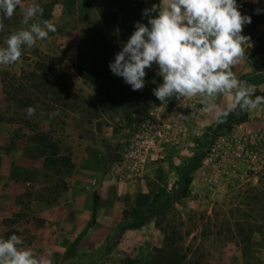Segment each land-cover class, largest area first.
Wrapping results in <instances>:
<instances>
[{
    "label": "rangeland",
    "instance_id": "1",
    "mask_svg": "<svg viewBox=\"0 0 264 264\" xmlns=\"http://www.w3.org/2000/svg\"><path fill=\"white\" fill-rule=\"evenodd\" d=\"M26 1L21 0L14 16L3 21L0 46L21 29L23 9L31 5ZM47 1L35 0L43 19L49 16ZM71 1L63 5L62 15L60 7L53 14L58 16L56 31L60 33L59 24H64L69 36L81 34L78 48L90 53L88 64L103 71L108 89L94 93L89 81L77 77L72 38V54L60 55L57 44L38 41L32 48L24 47L17 62L0 66V237L17 235L24 247L50 264H264V103L249 112L244 123L217 128L234 99L217 95L209 119L198 121L196 112L189 113L186 132L167 160L138 182L99 191L87 187L71 196L68 172L46 166L39 157L44 149L37 148L35 136L48 135L61 155L71 156L78 121L89 135L93 125L99 128L106 121L95 123L99 113L119 116L113 121L126 126L131 114L157 99L153 89L163 82L154 65L146 69L145 87L133 91L108 67L135 31L134 24H147L143 10L160 0ZM237 2L252 22L242 30L248 44L232 71L248 82L254 95L264 96V34L259 26L264 12L255 13L264 9V0ZM248 75H258V83H249ZM185 100L203 106L200 97ZM28 107L35 109L31 117L25 111ZM80 109L84 112L79 117ZM45 117L53 119L49 131L42 125ZM62 136L74 137L73 146L66 148ZM15 155L21 171L14 177ZM28 163L33 164L34 176L27 171ZM94 174L85 172L86 185H92ZM184 175L191 180L184 198L163 214L149 213L142 228H128L125 211L149 209L153 196L171 194ZM95 194L99 198L95 224L70 251L92 219Z\"/></svg>",
    "mask_w": 264,
    "mask_h": 264
},
{
    "label": "clouds",
    "instance_id": "2",
    "mask_svg": "<svg viewBox=\"0 0 264 264\" xmlns=\"http://www.w3.org/2000/svg\"><path fill=\"white\" fill-rule=\"evenodd\" d=\"M20 5L21 0H0V31L3 21L11 19ZM239 9L237 0H160L159 5L143 10L147 24H134L135 31L108 67L137 91L145 87L146 69L157 66L163 82L153 89V95L163 104L171 98L200 97L205 110H210L217 95H230L234 97L231 109L251 112L264 103V96L254 95L248 82L237 79L232 71L248 44L249 38L241 34L243 27L252 22ZM23 12L25 27L0 46V66L17 62L24 47L32 48L56 31L50 21L32 22L33 17L43 14L35 0ZM262 12L264 9H256L257 14ZM25 111L29 117L35 113L32 107ZM0 264L50 262L37 258L13 234L0 237Z\"/></svg>",
    "mask_w": 264,
    "mask_h": 264
},
{
    "label": "crops",
    "instance_id": "3",
    "mask_svg": "<svg viewBox=\"0 0 264 264\" xmlns=\"http://www.w3.org/2000/svg\"><path fill=\"white\" fill-rule=\"evenodd\" d=\"M75 0H72L71 2H73ZM77 3L79 4V0H76ZM29 4L33 3V0H27L26 1ZM56 2L59 3V5H56ZM68 4V0H49L47 1V10L49 12V16L48 13L46 15H44V19H43V15H38L35 16L36 20L35 22H39V21H43V20H47L53 23V25L56 28V24L54 23V20L57 19V17H54L53 14L57 13V8L60 7V14L62 15V8L64 4ZM58 15V14H57ZM261 25L262 27V33L264 34V20L262 21V23L259 24V26ZM23 28L25 27L22 22L21 25H19V28ZM58 29L60 30V33H58L56 31V33L53 35L52 32H50L48 34V37L44 40H42L43 43H47V41H51L55 44H57V49H59V54H64L67 53V51H69L71 53V49L73 48L70 44V38H72V42L75 43V51L73 50V52L75 53L74 56H72V59H76L75 61V72L78 78H82L83 81H89V87L91 88V90L94 93H98L99 91L105 92L108 88V84L106 79L104 78V73L101 69L92 67L91 65H89V57H90V53L86 52V51H81L79 50V44L82 41V36L81 34L78 35H72L69 36V30L67 29V27L63 24H59ZM81 40V41H80ZM95 41V40H92ZM70 44V45H69ZM70 48V50L68 49ZM72 54V53H71ZM69 54V55H71ZM100 93V92H99ZM95 95H93L94 98ZM91 102L93 100H90ZM148 106V105H147ZM204 108V110H203ZM82 112H84V110L80 109L79 112L77 113V115L83 116ZM197 114V120L198 121H206L208 120V116L211 115V111L210 110H205V106L199 104V106L197 107L196 111ZM135 114H131V116L129 117L130 120H132L133 116ZM99 119L98 120L95 116V123H97L98 121H104L103 119H106L105 122H103V124H101V126L98 128L97 126L93 125L92 126V133L91 135L88 134V130H86L85 125L81 122L78 121V132H76V142L74 144V150H69L70 152H72L71 154V159H72V163L74 165V168L71 170H67V169H63L67 173L66 177V182H69V192L71 193V196H76V194L80 193L82 191V189H85L87 187H91V189L95 188L96 191H99L100 189H106V188H111L114 186H117L115 184H111L110 180H109V173L110 170L112 168V161H114L116 159V150H117V140H118V136H119V131L121 129V124L116 125V123L113 121V119L115 118L116 120L119 119V116H112V113L110 114H102L99 113L98 114ZM53 119H51L49 117V119H47L46 117L43 119V127H48V129L46 131H49L50 126L52 125ZM130 123V121H129ZM118 126V127H117ZM80 127V128H79ZM61 130V129H60ZM78 133V134H77ZM59 134H63L62 131ZM74 137H70L68 138V136H62V142H64L67 146L66 148L69 149L70 146L72 145V139ZM20 143V141H19ZM21 144H19V147L17 149V153L20 154L22 153V146H20ZM64 145V144H63ZM71 149V148H70ZM21 150V151H20ZM110 151V152H108ZM21 156V155H20ZM15 159L16 161H14V169H13V173H14V177L16 176V174L18 176L21 169L19 167V162L20 160L18 159V157L15 155ZM32 162V160L29 159V162ZM29 166L27 169L28 173H31L30 175L34 176L33 173H35V171H32V168L30 167V165H33L31 163H28ZM93 171L96 172V174H94L92 176V178L89 180L90 182H92L91 184L86 185L85 181H84V176H85V172L86 171ZM23 175V174H22ZM24 176V175H23ZM13 177V176H12ZM74 177V178H73ZM19 178V177H18ZM86 185V186H85ZM154 199V196H153ZM153 199L151 200V203L153 201ZM74 201V200H73Z\"/></svg>",
    "mask_w": 264,
    "mask_h": 264
},
{
    "label": "built area",
    "instance_id": "4",
    "mask_svg": "<svg viewBox=\"0 0 264 264\" xmlns=\"http://www.w3.org/2000/svg\"><path fill=\"white\" fill-rule=\"evenodd\" d=\"M196 109L197 104L192 100L171 98L163 104L155 99L135 114L130 123L122 125L116 159L109 173L110 183L138 182L154 166L164 163L171 148L177 146L186 132L184 124L189 121V113Z\"/></svg>",
    "mask_w": 264,
    "mask_h": 264
},
{
    "label": "trees",
    "instance_id": "5",
    "mask_svg": "<svg viewBox=\"0 0 264 264\" xmlns=\"http://www.w3.org/2000/svg\"><path fill=\"white\" fill-rule=\"evenodd\" d=\"M254 13V11H252ZM256 13V12H255ZM263 19L259 20V23H262ZM250 25H245L244 27H249ZM243 27V28H244ZM251 84H257L259 81L258 75H248L245 76V79H249ZM249 117V112H241L239 110L231 109L227 114L223 115L216 127L217 128H231L234 125H238L244 123ZM33 141L39 142L38 149L41 147L44 150L40 152L39 157L43 158L45 161V165L55 168L58 171L63 169L71 170L74 168L72 163V159L69 155H61L58 152V147L50 142L48 135H38L35 136ZM50 149V153L48 154L47 150ZM191 180L188 176L184 175L183 179L176 182L172 193L168 194V192H161L156 195L152 201L151 207L149 209H133L130 212H124L126 217L127 225L129 229H139L145 225V221L149 213L154 215L163 214L167 211L173 204L178 202L181 198H184L187 194L189 185ZM98 196L94 195L93 200V212L92 219L87 227L83 230V232L77 237L74 242L73 247L70 251L74 250V246L78 244L80 239L86 234V232L95 224V215L97 210Z\"/></svg>",
    "mask_w": 264,
    "mask_h": 264
}]
</instances>
